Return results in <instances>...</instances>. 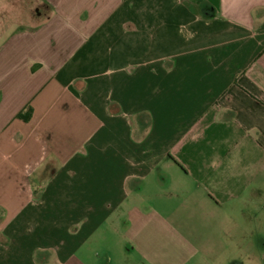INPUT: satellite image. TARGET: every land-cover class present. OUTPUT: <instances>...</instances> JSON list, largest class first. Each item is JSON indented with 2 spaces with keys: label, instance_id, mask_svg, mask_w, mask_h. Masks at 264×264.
Here are the masks:
<instances>
[{
  "label": "crops",
  "instance_id": "obj_1",
  "mask_svg": "<svg viewBox=\"0 0 264 264\" xmlns=\"http://www.w3.org/2000/svg\"><path fill=\"white\" fill-rule=\"evenodd\" d=\"M259 263L264 0H0V264Z\"/></svg>",
  "mask_w": 264,
  "mask_h": 264
},
{
  "label": "trees",
  "instance_id": "obj_2",
  "mask_svg": "<svg viewBox=\"0 0 264 264\" xmlns=\"http://www.w3.org/2000/svg\"><path fill=\"white\" fill-rule=\"evenodd\" d=\"M19 116H20L21 118L25 119V120H28V119L30 118L29 115L24 116V115H22V114H19Z\"/></svg>",
  "mask_w": 264,
  "mask_h": 264
},
{
  "label": "rangeland",
  "instance_id": "obj_3",
  "mask_svg": "<svg viewBox=\"0 0 264 264\" xmlns=\"http://www.w3.org/2000/svg\"><path fill=\"white\" fill-rule=\"evenodd\" d=\"M232 251V253H234L235 252V250L234 249H229L228 250V252H231ZM259 264H262V263H259Z\"/></svg>",
  "mask_w": 264,
  "mask_h": 264
}]
</instances>
